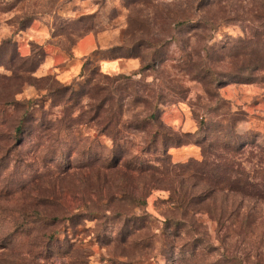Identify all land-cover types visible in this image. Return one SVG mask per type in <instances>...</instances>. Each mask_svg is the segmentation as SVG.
<instances>
[{
    "label": "rangeland",
    "instance_id": "rangeland-1",
    "mask_svg": "<svg viewBox=\"0 0 264 264\" xmlns=\"http://www.w3.org/2000/svg\"><path fill=\"white\" fill-rule=\"evenodd\" d=\"M263 146L264 0H0V233L81 218L37 264H264Z\"/></svg>",
    "mask_w": 264,
    "mask_h": 264
},
{
    "label": "trees",
    "instance_id": "trees-1",
    "mask_svg": "<svg viewBox=\"0 0 264 264\" xmlns=\"http://www.w3.org/2000/svg\"><path fill=\"white\" fill-rule=\"evenodd\" d=\"M96 53V52H95ZM94 55V54H92ZM91 60L90 57H87L85 60V64L89 63ZM92 110V109H91ZM97 110V109H96ZM117 118V113L114 112H105V121L107 126H113V129L110 131V134L113 130H116V126L113 123L114 120ZM151 118V117H150ZM24 123V122H23ZM26 123V121H25ZM22 124L18 126V131L22 129ZM38 128L46 131L49 128L46 124L40 123L38 125ZM112 142L117 144L118 143V132L114 131L112 135ZM155 142V141H154ZM7 148V147H6ZM7 152V151H6ZM263 155H264V146H263ZM166 156L163 157L161 161L158 162H146L143 166H139L138 170L142 172L151 171L150 174L155 173H166L167 167L171 168L172 166L167 163L166 161H163ZM3 159V158H0ZM120 164V157H117L113 162L110 163H104L103 167L105 168H114ZM123 167L130 170V168H135L131 165L130 162L124 161L121 163ZM120 164V165H121ZM108 166V167H107ZM143 168V169H140ZM151 169V170H149ZM221 172L219 173V170ZM218 171L215 174L218 181L226 182L230 181L228 184L232 187L233 185H236L237 183L230 179L228 176H226L227 172H234L239 171L237 168H233L232 164H226L222 163L218 166ZM242 175V173H239ZM241 186H243L244 189H255L256 186L253 185V183H249L247 180H243L241 182ZM230 187V188H231ZM16 188H8L6 186H0V200H3L5 196H8L10 194H14L16 192ZM263 189H264V176H263ZM188 198L187 196H185ZM6 209L4 207L0 206V214L4 213ZM88 216H92L96 213H93L92 211H88ZM1 216V215H0ZM80 213L78 214H69V215H63V214H51L46 212H23V211H14L12 215L9 216V221H3L1 222L3 225H6L8 228L4 234L0 233V251H7L11 247L16 248L19 251V253H24V260L27 264H37L40 259H46V257L51 255L49 252L50 248L48 247L49 243L57 240L55 239L56 231L55 227L58 225L64 224L63 228H70L73 227L75 223L79 221ZM5 227V226H0ZM20 230V231H19ZM72 230V228H71ZM66 241H63L64 244H66L68 247H70V243L68 239H65ZM73 245V244H72ZM14 246V247H13Z\"/></svg>",
    "mask_w": 264,
    "mask_h": 264
}]
</instances>
